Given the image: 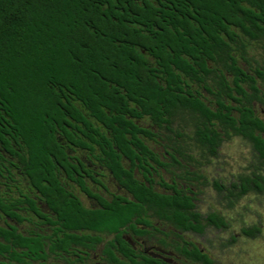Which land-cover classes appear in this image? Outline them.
<instances>
[{"label":"trees","instance_id":"16d2710c","mask_svg":"<svg viewBox=\"0 0 264 264\" xmlns=\"http://www.w3.org/2000/svg\"><path fill=\"white\" fill-rule=\"evenodd\" d=\"M257 104L264 0H0V263L11 264L12 251L43 250L8 222H23L24 211L50 217L20 190L7 197L20 175L68 230L116 232L147 212L199 229L195 196L183 187L207 185L200 168L233 137L264 165ZM145 119L151 126L137 122ZM78 151L131 198L92 193L87 179L100 180ZM240 181L228 188L231 207L264 184L260 175ZM70 183L101 207H85ZM207 220L228 226L217 213ZM242 232L256 237L260 228Z\"/></svg>","mask_w":264,"mask_h":264},{"label":"flooded vegetation","instance_id":"af4514ba","mask_svg":"<svg viewBox=\"0 0 264 264\" xmlns=\"http://www.w3.org/2000/svg\"><path fill=\"white\" fill-rule=\"evenodd\" d=\"M259 106L264 112L263 106ZM94 175L97 176L95 173ZM136 175L139 178L143 177L138 172ZM90 180L109 192L101 180L100 182ZM170 183L174 184L172 181ZM157 186L161 189H157ZM177 188L180 189V187ZM79 189L89 201H92L90 209L101 207L96 197L80 187ZM89 189L108 201L115 196L131 198L129 193L119 185L118 193L112 194L110 198L95 193L90 187ZM154 190L164 194L174 192L172 188H165L160 184H155ZM183 190L195 196L193 210L200 218L193 219L191 222L199 229L187 228L178 224L177 221L158 218L151 212H147L142 218L127 221L116 232H96L86 228L68 230L63 225L64 221L53 218V213L48 209V212H43L48 214L49 218L38 220L26 218L23 222L15 220L18 223L28 222L32 226L24 232L17 224H11L24 235L40 239L43 247V250L12 251L11 264H220L216 252L224 247V244L218 239V234L228 226L224 228L216 227L212 223L208 224L209 214H221L203 211L199 203V197L203 194L201 188L184 186ZM65 232L72 234H65ZM237 239L238 236H233L230 243L236 242ZM0 261H2L1 257Z\"/></svg>","mask_w":264,"mask_h":264},{"label":"rangeland","instance_id":"374dc122","mask_svg":"<svg viewBox=\"0 0 264 264\" xmlns=\"http://www.w3.org/2000/svg\"><path fill=\"white\" fill-rule=\"evenodd\" d=\"M250 52L252 55L258 54V51L252 48ZM262 108L264 109V107ZM256 111L264 120V112H262L258 104L256 105ZM137 122L144 127L151 126L150 121L147 119ZM148 144L157 152L161 151V148L155 143L148 141ZM78 155L94 170V173L97 175L96 177L109 190V192H106L101 185L95 184L88 179L87 184L92 191L102 194L106 198H110L112 194L118 193V185L108 170L89 162L85 152L78 151ZM196 157L200 160L197 151ZM210 160L209 164H204L200 168L201 173L206 176L207 185L200 187L203 190V194L199 197V203L203 211L207 213L218 212L228 222V227L218 234V239L224 244V247L219 249L220 252H216L218 262L220 264H264V184L261 191H250L236 202L233 207L230 205V199L226 196L229 194L228 188L232 184H240L241 177L254 178L255 175H260L264 178V165L261 163L252 145L241 137H233L230 140H226L220 149L219 156ZM162 175L167 182H171L169 174L162 173ZM16 180L19 189L12 187V191L9 192L4 188L7 197L19 198L21 191L36 199L44 212L49 211L46 204L39 200L38 194L31 187L26 177L20 175L16 177ZM157 180L160 181L161 179L157 178ZM216 183L224 186L225 190L222 192L218 191L215 186ZM156 188L161 189L159 186ZM69 189L82 200L85 207H92V201L86 198L76 184L70 183ZM22 214L26 218L39 219L31 211H24ZM8 222L10 224H17L22 232L32 228L28 222L18 223L12 219L8 220ZM5 223L6 218L0 217V225L5 226ZM254 226L260 228V233L256 237H248L243 234L242 230L244 228H252ZM233 236H238V239L236 242L230 243Z\"/></svg>","mask_w":264,"mask_h":264}]
</instances>
